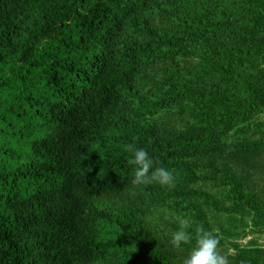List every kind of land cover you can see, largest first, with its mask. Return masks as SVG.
<instances>
[{
  "label": "trees",
  "instance_id": "trees-1",
  "mask_svg": "<svg viewBox=\"0 0 264 264\" xmlns=\"http://www.w3.org/2000/svg\"><path fill=\"white\" fill-rule=\"evenodd\" d=\"M263 167L264 0H0V264H183L223 201L263 218Z\"/></svg>",
  "mask_w": 264,
  "mask_h": 264
},
{
  "label": "clouds",
  "instance_id": "clouds-1",
  "mask_svg": "<svg viewBox=\"0 0 264 264\" xmlns=\"http://www.w3.org/2000/svg\"><path fill=\"white\" fill-rule=\"evenodd\" d=\"M126 151L131 153L129 164L135 166L134 186L149 185L153 182L161 186L174 187L175 176L172 171L164 167L153 168L154 162L143 148H136L134 144L126 145ZM191 224L188 220L182 219L179 228L171 235V244L174 248H181V245L190 244L193 240L192 233L188 230ZM197 236L195 246L189 255L183 260V264H230L227 256L218 251L220 238L211 231L205 230L202 226L195 229Z\"/></svg>",
  "mask_w": 264,
  "mask_h": 264
},
{
  "label": "rangeland",
  "instance_id": "rangeland-1",
  "mask_svg": "<svg viewBox=\"0 0 264 264\" xmlns=\"http://www.w3.org/2000/svg\"><path fill=\"white\" fill-rule=\"evenodd\" d=\"M256 176L260 179L258 180L260 188L264 190V167L258 170ZM202 190L209 192V188L207 186H203ZM215 195L217 197L219 196L217 193ZM261 207L263 218H261L259 222L254 223L251 216L246 215L245 213H235L232 214V217L227 219L224 216L225 211H223V208H227L229 210L234 207L231 206L230 201H223L220 204L222 212L221 215L215 217L217 225L213 226V231L216 236L221 238L222 244H220L218 248V251L221 254L228 257L233 254L235 248L246 246L264 249V204ZM219 230H224V232H219Z\"/></svg>",
  "mask_w": 264,
  "mask_h": 264
}]
</instances>
